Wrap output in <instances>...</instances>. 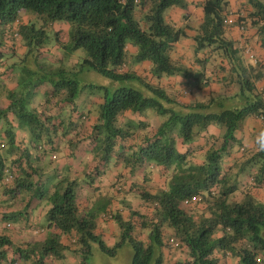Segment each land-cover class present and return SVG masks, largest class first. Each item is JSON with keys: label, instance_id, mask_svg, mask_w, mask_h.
<instances>
[{"label": "trees", "instance_id": "16d2710c", "mask_svg": "<svg viewBox=\"0 0 264 264\" xmlns=\"http://www.w3.org/2000/svg\"><path fill=\"white\" fill-rule=\"evenodd\" d=\"M248 1L251 10L234 25L255 28L264 48V3ZM187 6L186 0H0L3 37L15 40L19 51L26 49L22 62L32 63L17 74L3 71L0 61V80L7 83L0 86L3 230L27 224L34 212L47 209L43 242L25 248L0 233V264H47V257L64 261L63 237L82 264L92 242L112 258L130 244L132 264H232L235 259L264 264V203L253 195L264 189L262 137L252 151L236 135L245 121L264 119V89L258 87L264 62L247 61L245 49L228 38L227 0H204V20L192 39L199 69L175 62L172 55L188 37L187 28L172 25L166 13ZM23 11L38 15L43 26L22 23ZM59 23L71 26L67 49L87 52L76 67H66L59 57L53 63L41 61L47 28ZM61 31L56 33L60 46ZM144 63L150 77L132 68ZM82 71L125 84L107 92L95 118L76 105ZM168 78L185 79L199 92L217 83L226 93L189 100V93L164 84ZM127 113L143 119L124 127L120 122ZM150 114L161 119L158 127L149 124ZM13 123L28 135V143L16 142ZM213 126L221 135L194 147ZM180 145L187 147L180 151ZM235 145L243 157L230 166ZM77 152L90 158L77 176L71 166L56 169L59 160L74 159ZM52 172L57 181L43 191ZM242 174L251 191L240 182ZM37 187L41 191L36 193ZM43 200L49 202L44 208ZM113 222L121 241L109 248L96 232L99 225ZM174 251L188 258L177 259Z\"/></svg>", "mask_w": 264, "mask_h": 264}, {"label": "crops", "instance_id": "0c3cea01", "mask_svg": "<svg viewBox=\"0 0 264 264\" xmlns=\"http://www.w3.org/2000/svg\"><path fill=\"white\" fill-rule=\"evenodd\" d=\"M229 1V8H228V16H231L235 20L239 18L240 15L247 16L248 12L251 10V8L248 7V0H227ZM261 2L264 3V0H260ZM193 2V11L189 15L187 19H184V15L182 12L179 10H174V12H171L168 20L172 23V25L177 26V27H186L187 28V35L188 37L183 40L181 43L178 44L176 51L172 55V58L174 61L179 62L181 65L186 66L190 68L193 71H197L199 69L196 61V55L194 53V42H193V37L196 35V28L200 24L203 23L204 20V12H203V3L204 0H192ZM197 19V24H192V19ZM61 25H58V28ZM191 28V29H190ZM193 30V31H192ZM228 38L232 39L234 41H237L240 43V45L246 50L250 49L251 55H255L259 60L264 62V48L261 46L260 39L257 35V30L255 28L250 27L249 25H246V28L244 30H241L237 25H233L229 27L228 29ZM131 50L133 48L131 47ZM206 56V53H200L198 57L200 59L204 58ZM245 58L248 61V55L247 53L244 54ZM134 70H136V73L138 75H142L144 77H150L149 72H148V65L146 63L142 65H136L134 66ZM164 84H171V86L176 87V89L187 92L190 94V97L187 99L189 100H196V99H201V98H207L211 95V93L214 92L215 95H222L226 93V90L223 86L218 85L217 83H213L211 87L203 90V91H195L187 86L186 80L182 78H176V79H164L163 80ZM258 87L263 90L264 89V81L261 82ZM1 105V104H0ZM153 115L148 116V120L150 121V118ZM154 123L156 127L159 126L160 121L153 116ZM141 120L139 117H133L130 113H127L125 115V119L121 120V125L124 127H129V123L132 121L134 124L138 123V121ZM151 122V121H150ZM152 125V124H151ZM131 127V126H130ZM152 127H154L152 125ZM154 127V128H156ZM222 131L218 127H212L208 133H206L204 136L200 137L199 139L195 140L193 143L194 147H199L203 146L207 141L212 139L214 136H220ZM16 134H17V139L16 142L18 143H23L26 144L28 143V135L24 134L21 132L18 128L16 129ZM237 138L242 144V147L245 148V150H254L256 149V142L258 139L264 136V119L262 118H252L243 124L242 128L237 132ZM71 136L68 137L70 139ZM59 144L61 142H58ZM132 143V142H131ZM61 147V145H60ZM63 147V146H62ZM187 146H179L178 150L184 151ZM242 151V148H240ZM239 150V151H240ZM232 158H230L228 163L230 166H233L234 163L240 162L241 158L243 157L242 153L237 152L236 149H234ZM52 156V154H51ZM57 157L58 155H53ZM59 157V156H58ZM74 159H68V160H59L56 164L55 167L56 169H59L61 172H64L67 170L68 166L73 167L72 173H74V176L78 175L80 171H83V166L87 162L89 163L90 158L86 156L84 153L77 152L76 155H73ZM76 158V159H75ZM227 164V165H228ZM74 167H76L74 169ZM234 174L238 172L237 170H233ZM156 173V172H155ZM245 175V174H244ZM157 176V175H156ZM246 177V178H245ZM241 175L239 177V180L241 183L246 184L248 187L250 186V180L247 176ZM151 178H154L152 175ZM249 190L251 191V188L249 187ZM253 195L258 199L259 201L264 203V189L260 190H253ZM237 199H242L243 194L242 192L237 193ZM240 197V198H239ZM36 205L33 206H38V202L35 203ZM34 209V208H33ZM20 210V209H19ZM37 210V208H36ZM0 211H2L0 209ZM42 212L39 214V212ZM6 212H10V210H6ZM37 213V212H36ZM47 213L43 209H38V213L36 215H32L31 220L29 223H21L20 228L16 229L15 225L12 226L11 230L5 231L3 230L4 227V222L1 221L0 219V233H3L4 235L7 236H12L13 243L17 245L25 244V248L27 245H30V243H35V242H43L45 237H46V229H45V224L42 223V220L44 219L45 214ZM33 219V220H32ZM30 225H34L33 228H30ZM17 233L21 237H13V233ZM111 232H113L111 230ZM97 234L101 235V231L97 230ZM18 240L22 241L19 242ZM62 244L67 247V250L65 251L66 254V259L68 260V264H73L75 260V256L72 253L71 247L69 248V241L67 237H63L62 239ZM70 250V251H69ZM64 260V261H65ZM47 264H62L63 261L61 260H55L53 257H47L46 259ZM81 262V259L79 258V261ZM77 263V262H76ZM75 263V264H76Z\"/></svg>", "mask_w": 264, "mask_h": 264}, {"label": "rangeland", "instance_id": "374dc122", "mask_svg": "<svg viewBox=\"0 0 264 264\" xmlns=\"http://www.w3.org/2000/svg\"><path fill=\"white\" fill-rule=\"evenodd\" d=\"M186 2L188 3L187 10H181L177 7H174L173 9L171 8L170 10L167 11L166 16L169 18L171 12H174V10H179L180 12H182L183 15H186V13L191 14L193 11V2L192 0H186ZM21 22L26 23V24H33L37 27V29L43 26V21L39 19L38 15L30 11L22 12ZM59 24H61L59 28H58V24L54 25L53 27L47 28L49 40L42 51V52L45 51V53H43L41 61L45 63L47 62L53 63V60H57L56 58L59 57V59H63L66 67H76V65L78 63H81V61L87 56V52L84 49H80L74 53H71L67 49V45L70 42L69 36H70L71 26L69 23H59ZM192 24H197V19L195 18L192 19ZM2 28L3 27L0 26V61L2 62L1 69L3 71H6L9 68L10 71L17 72L18 74V71L21 72L23 67L28 66L30 62V61H27L24 63L22 62L24 60V57L26 55L25 53L27 50L24 49L25 52L19 51L21 49H19V46L17 45L16 41L13 39H9L8 37L10 35V32L7 31L8 38H4L1 33ZM60 30H62L60 34L61 35V46L57 44V41H56V33ZM30 64L32 65L31 62ZM132 68L134 69V66ZM77 80L79 81V85L82 91H81L80 96L76 100V105L79 111L89 114L91 118L93 117L95 118L99 115L100 105L101 103H103L104 97L107 94V92H110V94H112L116 89L122 86H125V84L110 81L102 76L100 77L99 75L95 74L93 71L79 72L77 76ZM5 84H7L6 79L5 78L1 79L0 86H4ZM13 85H16L15 81L13 82ZM130 86L137 90L143 91V89H141V85L139 84H131ZM193 86H194V83H191L190 87H193ZM63 113H64L63 118L68 120L67 114H65V112ZM141 119H143V117ZM158 120L160 121L161 119L158 118ZM150 121H149L150 122L149 124H152L154 127H156L153 116L150 118ZM13 126H14V130L16 131V129L18 128L17 124L13 123ZM2 138H3V135L0 134V140ZM236 146L237 145H235L234 149H236ZM242 175L245 177L244 174ZM56 181H57V178L54 176L52 172L51 175H49V181L46 184V187L44 188L42 187L43 191L48 190L49 189L48 187L51 184L56 183ZM39 191H41V188L37 187L36 193ZM48 205H49V202L47 200H43L40 204V207L44 208ZM36 214L37 213L34 212L33 215H36ZM42 223L43 224L46 223L45 219L42 220ZM20 226H21V223H17V224L15 223L16 229L20 228ZM99 226H100L99 230L102 233L99 236H101L100 238L104 242L105 246L107 245L109 248L116 247V245L121 241V232L119 230L117 223L113 222L111 224H102ZM111 230L113 232H111ZM12 235L21 237L15 232ZM18 241L22 242L20 240ZM173 254H175L177 259L179 258L181 260L183 259L185 260L188 258L186 253H183L181 255L180 252L178 253L174 251ZM74 256H75V260L73 264H75L76 262H77L76 264H82L81 262H78L79 258H81L80 255L75 253ZM133 257H134V250L130 246V244H127L123 248H121L118 252V255L112 258L108 254H104L101 251L99 242H96V243L92 242L91 254L87 255V260L85 261V264H132ZM236 262H237V259L233 260L231 263L236 264ZM20 264H33V262L32 261L31 262L22 261ZM62 264H68V260L63 261Z\"/></svg>", "mask_w": 264, "mask_h": 264}, {"label": "built area", "instance_id": "2783aa9c", "mask_svg": "<svg viewBox=\"0 0 264 264\" xmlns=\"http://www.w3.org/2000/svg\"><path fill=\"white\" fill-rule=\"evenodd\" d=\"M234 19L232 17H226L225 20H224V23L228 26H231L234 24ZM245 53H247L248 55V59L253 62V63H257V58L255 55H251V52H250V49H246L245 50Z\"/></svg>", "mask_w": 264, "mask_h": 264}, {"label": "clouds", "instance_id": "9594fccd", "mask_svg": "<svg viewBox=\"0 0 264 264\" xmlns=\"http://www.w3.org/2000/svg\"><path fill=\"white\" fill-rule=\"evenodd\" d=\"M227 17H231V16H227ZM233 19H234V18H233ZM237 20H238V19H237ZM237 20L234 19V21H235L234 24L237 22ZM234 24H233V25H234ZM233 25H231V26H233ZM231 26H230V27H231ZM256 58H257V57H256ZM257 60H258V58H257ZM248 61H250V60L248 59ZM261 146L264 147V137H262V139H261Z\"/></svg>", "mask_w": 264, "mask_h": 264}]
</instances>
